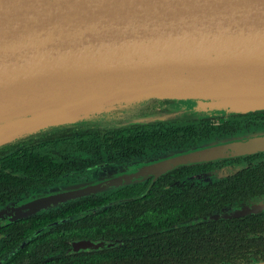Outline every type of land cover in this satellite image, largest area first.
I'll return each mask as SVG.
<instances>
[{
	"label": "water",
	"instance_id": "water-1",
	"mask_svg": "<svg viewBox=\"0 0 264 264\" xmlns=\"http://www.w3.org/2000/svg\"><path fill=\"white\" fill-rule=\"evenodd\" d=\"M160 98L264 110V0H0V145ZM263 152L264 134L234 138L123 179ZM259 212L264 200L213 217Z\"/></svg>",
	"mask_w": 264,
	"mask_h": 264
},
{
	"label": "flooded vegetation",
	"instance_id": "flooded-vegetation-1",
	"mask_svg": "<svg viewBox=\"0 0 264 264\" xmlns=\"http://www.w3.org/2000/svg\"><path fill=\"white\" fill-rule=\"evenodd\" d=\"M257 134H264V110L211 114L160 98L125 118L52 126L0 145V249L7 246L0 264L15 255L11 264H117L136 235L120 228L126 219L194 211L191 204L207 196L221 198L219 205L183 227L204 224L215 243L244 246L241 252L257 245L244 255L264 260V212L213 217L235 203L264 200V152L123 179L182 151ZM98 213L97 235L65 234ZM86 240L99 245L79 247Z\"/></svg>",
	"mask_w": 264,
	"mask_h": 264
},
{
	"label": "trees",
	"instance_id": "trees-1",
	"mask_svg": "<svg viewBox=\"0 0 264 264\" xmlns=\"http://www.w3.org/2000/svg\"><path fill=\"white\" fill-rule=\"evenodd\" d=\"M218 199L221 198L201 197L199 202L191 204V207L194 205V211L169 213V216L164 213H142L140 216H136V224H132L126 219L125 222L123 221L124 223H121L120 228L124 233L130 232L134 235L135 232L136 235H134V240L124 248L125 252L122 254L126 255V259H118L117 264H251L261 262L262 259L253 260L251 254L244 255L251 249L256 251L257 245L249 244L247 251L241 252L244 246L215 243L210 234V227L204 226V224L195 223L183 227L185 222L193 221L195 217L202 216L208 213L209 209L217 207ZM206 209L208 210L205 211ZM98 214L79 218L76 223L78 226L82 223L81 227H76V231H72V228L69 229L73 234H68V228H64L65 234L71 238L97 235L102 221L100 216H103L104 213ZM104 219L105 221L110 220L107 214ZM113 219L116 220L114 217ZM172 224H176L177 227H171ZM166 226L168 229L162 230ZM6 251L7 246L2 245L0 253L5 254ZM109 254H113V251ZM129 256L134 257L133 261L127 259ZM12 258L13 260H8L6 264H11L17 257L15 255ZM92 262L94 263V260Z\"/></svg>",
	"mask_w": 264,
	"mask_h": 264
},
{
	"label": "rangeland",
	"instance_id": "rangeland-1",
	"mask_svg": "<svg viewBox=\"0 0 264 264\" xmlns=\"http://www.w3.org/2000/svg\"><path fill=\"white\" fill-rule=\"evenodd\" d=\"M175 99V98H173ZM179 100V99H178ZM181 101V100H180ZM152 102V101H150ZM150 102H144V103H140L138 105H134L132 107H130L129 109L124 108L123 110H117L114 113L108 114V115H103V116H99L98 120H94L95 122H107L109 120L115 119V118H125L127 116H130L131 114H133L135 111H138L140 108H143L145 105L149 104Z\"/></svg>",
	"mask_w": 264,
	"mask_h": 264
}]
</instances>
